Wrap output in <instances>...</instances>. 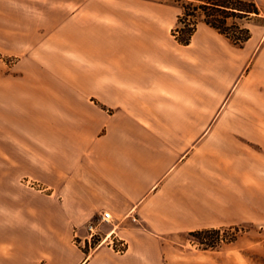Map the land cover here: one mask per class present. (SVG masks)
<instances>
[{
    "label": "crops",
    "instance_id": "obj_1",
    "mask_svg": "<svg viewBox=\"0 0 264 264\" xmlns=\"http://www.w3.org/2000/svg\"><path fill=\"white\" fill-rule=\"evenodd\" d=\"M182 15L0 0V264H192L175 236L264 221V29L183 45Z\"/></svg>",
    "mask_w": 264,
    "mask_h": 264
},
{
    "label": "rangeland",
    "instance_id": "obj_2",
    "mask_svg": "<svg viewBox=\"0 0 264 264\" xmlns=\"http://www.w3.org/2000/svg\"><path fill=\"white\" fill-rule=\"evenodd\" d=\"M160 1L172 3L175 2L183 10V15L186 11L183 5H199V3L197 2L193 3V0ZM260 10V16L252 15L251 17H249V19L243 20L230 18L228 20V24L230 26L232 24H238L243 29H247L249 31L250 27H259L264 29V8ZM183 15L179 18V20L181 18H184ZM189 21L194 22V19L188 18L185 23H191ZM186 24H180V22L178 23V27L175 30L177 31L176 35L181 36V29L183 30ZM223 230H225V232L223 233L222 238L228 239L230 243H220L214 250H205V246L194 241V239L190 238L188 234L178 235L173 239L180 251H183L184 253H191L193 255L192 264H264V221L256 225L247 224L240 227ZM100 232L104 236L101 229ZM103 245L105 246L106 243H104ZM203 256H207V258Z\"/></svg>",
    "mask_w": 264,
    "mask_h": 264
},
{
    "label": "trees",
    "instance_id": "obj_3",
    "mask_svg": "<svg viewBox=\"0 0 264 264\" xmlns=\"http://www.w3.org/2000/svg\"><path fill=\"white\" fill-rule=\"evenodd\" d=\"M199 5L189 4L183 5L186 10L183 17L179 20L180 24H186L188 18L194 19V22L185 25L181 29V36L176 35V39L183 45L190 44L192 36L195 34L200 23H204L224 35L238 47H242L250 38L251 33L247 29H243L238 24H228L230 18L239 20L249 19L252 15L260 16L261 10L254 2H244L238 0H193ZM191 7V8H190ZM191 11V12H190ZM225 230H200L191 232L188 236L194 241L205 246V250L216 249L220 243H230L228 239H223ZM210 241V242H209ZM233 242V241H231Z\"/></svg>",
    "mask_w": 264,
    "mask_h": 264
},
{
    "label": "built area",
    "instance_id": "obj_4",
    "mask_svg": "<svg viewBox=\"0 0 264 264\" xmlns=\"http://www.w3.org/2000/svg\"><path fill=\"white\" fill-rule=\"evenodd\" d=\"M132 222L137 223L138 219L130 215L128 216ZM112 223V215L108 212H104L99 216V224H111ZM99 224H95L94 222H90L87 224L86 229L88 231V247L101 246L108 241L110 246L118 253L123 254L127 250V244L124 240L116 238L111 234L103 236L99 229ZM80 240V241H79ZM77 244H81L82 240L79 237L75 238Z\"/></svg>",
    "mask_w": 264,
    "mask_h": 264
}]
</instances>
